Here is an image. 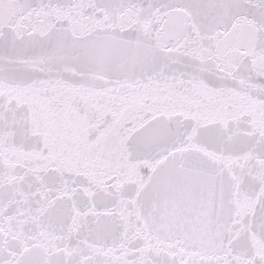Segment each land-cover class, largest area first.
<instances>
[{"label":"snow or ice","instance_id":"snow-or-ice-1","mask_svg":"<svg viewBox=\"0 0 264 264\" xmlns=\"http://www.w3.org/2000/svg\"><path fill=\"white\" fill-rule=\"evenodd\" d=\"M0 264H264V0H0Z\"/></svg>","mask_w":264,"mask_h":264}]
</instances>
